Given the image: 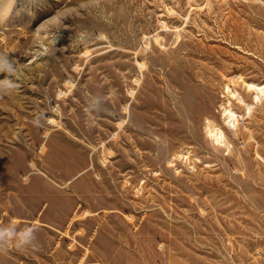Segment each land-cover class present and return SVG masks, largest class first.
<instances>
[{
  "label": "rangeland",
  "instance_id": "obj_1",
  "mask_svg": "<svg viewBox=\"0 0 264 264\" xmlns=\"http://www.w3.org/2000/svg\"><path fill=\"white\" fill-rule=\"evenodd\" d=\"M0 52V264H264V0H0Z\"/></svg>",
  "mask_w": 264,
  "mask_h": 264
},
{
  "label": "clouds",
  "instance_id": "obj_2",
  "mask_svg": "<svg viewBox=\"0 0 264 264\" xmlns=\"http://www.w3.org/2000/svg\"><path fill=\"white\" fill-rule=\"evenodd\" d=\"M17 63L15 57L0 52V75L4 76V79L0 80V95L17 89L18 84L12 78L17 71ZM37 232L36 226L18 228L12 223L0 226V251H7L10 246L18 250L22 248L36 249L38 247Z\"/></svg>",
  "mask_w": 264,
  "mask_h": 264
},
{
  "label": "bare ground",
  "instance_id": "obj_3",
  "mask_svg": "<svg viewBox=\"0 0 264 264\" xmlns=\"http://www.w3.org/2000/svg\"><path fill=\"white\" fill-rule=\"evenodd\" d=\"M248 86H251V87L254 86V87H255L256 85L251 83V84H248ZM256 88H258L259 90L262 91V89L264 88V85H263V86H258V85H257ZM261 91H260V92H261ZM238 98H239V97H238ZM240 98H242V97H240ZM240 98H239V99H240ZM246 105H247V104H246ZM227 109H228V108H227ZM228 113H229V115H231V111H230V109H229ZM232 113H233V112H232ZM208 126H209V125H208ZM208 128H209V127H208ZM211 128H212V127H211ZM209 130H210V129H209ZM211 130H212V129H211ZM213 131H216V130H213ZM218 131H219V130H218ZM218 131H217L216 133H218ZM213 135H215V134H213ZM213 135H212V136H213ZM219 137H221V133H220V135H215V139H216V140H218ZM219 139H220V138H219ZM221 139H222V138H221ZM213 140H214V139H213ZM218 142H219V141H218Z\"/></svg>",
  "mask_w": 264,
  "mask_h": 264
}]
</instances>
